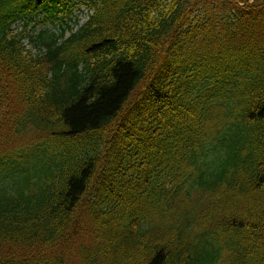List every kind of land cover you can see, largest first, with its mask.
<instances>
[{
	"label": "trees",
	"instance_id": "1",
	"mask_svg": "<svg viewBox=\"0 0 264 264\" xmlns=\"http://www.w3.org/2000/svg\"><path fill=\"white\" fill-rule=\"evenodd\" d=\"M74 2L0 5V264H264V0Z\"/></svg>",
	"mask_w": 264,
	"mask_h": 264
},
{
	"label": "rangeland",
	"instance_id": "2",
	"mask_svg": "<svg viewBox=\"0 0 264 264\" xmlns=\"http://www.w3.org/2000/svg\"><path fill=\"white\" fill-rule=\"evenodd\" d=\"M11 0H0V5H2V4H8L9 2H10ZM77 1H79V0H75V2L74 3H76ZM42 12H44L45 14H41ZM40 15L37 17V19H43V18H45L46 16H47V13L45 12V11H43V9H40L39 10V12H38ZM61 17V15H59L57 18H60ZM73 18H76V20H78L79 22H82V21H84L85 20V18H86V15H85V12H82V13H80V14H78V13H74L73 15H72V17H69V20H70V22H67L68 24L70 23V25H71V28L73 27V24H74V19ZM53 26H51L50 24ZM55 23H56V21H53V22H47V23H43V24H41V25H38L37 26V28L34 30V33L35 34H37V32L38 31H40V30H44L45 28H49V30H51V33H53V32H56V34H57V32H58V28L55 26ZM34 26V24H32L31 26H30V28H32ZM20 27V26H19ZM29 28V29H30ZM18 31V30H17ZM39 53V51L38 50H33V52H32V54H34V55H36V54H38ZM2 135V134H1Z\"/></svg>",
	"mask_w": 264,
	"mask_h": 264
}]
</instances>
